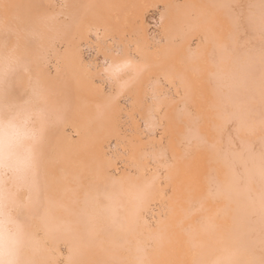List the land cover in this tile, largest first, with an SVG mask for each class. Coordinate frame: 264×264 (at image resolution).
<instances>
[{
  "label": "bare ground",
  "instance_id": "1",
  "mask_svg": "<svg viewBox=\"0 0 264 264\" xmlns=\"http://www.w3.org/2000/svg\"><path fill=\"white\" fill-rule=\"evenodd\" d=\"M0 39L73 102L45 149L42 201L79 212L113 180L130 193L151 181L131 231L100 222L90 237L50 242L44 264H132L137 241L148 264H209L225 248L264 264V217L236 162L246 145L264 152V0H0ZM116 55L149 67L94 121L109 92L98 69Z\"/></svg>",
  "mask_w": 264,
  "mask_h": 264
},
{
  "label": "clouds",
  "instance_id": "2",
  "mask_svg": "<svg viewBox=\"0 0 264 264\" xmlns=\"http://www.w3.org/2000/svg\"><path fill=\"white\" fill-rule=\"evenodd\" d=\"M62 3L67 5L68 0ZM148 67L132 55L103 61L98 73L109 92L92 105L91 119L103 120ZM29 69L25 53L0 39V264H44L50 242L81 234L90 237L100 222L131 231L140 202L151 187L149 181L130 193L113 180L107 190L86 192L79 212L47 198L42 201L45 149L51 135L67 125L73 102L38 74L31 75ZM22 76L27 79L18 91ZM81 104L87 106V102ZM236 162L245 165V192H253L248 197L252 211L264 217V152H253L251 145H246ZM253 181L259 191L251 189ZM132 264H148L146 248L139 241L132 249ZM209 264H240L239 254L225 248Z\"/></svg>",
  "mask_w": 264,
  "mask_h": 264
},
{
  "label": "rangeland",
  "instance_id": "3",
  "mask_svg": "<svg viewBox=\"0 0 264 264\" xmlns=\"http://www.w3.org/2000/svg\"><path fill=\"white\" fill-rule=\"evenodd\" d=\"M155 10H156V8L153 6V5H146V6H144V8H143V10H142V15H143V24H144V27L147 29V32L150 34L152 31H153V29H152V27L154 26L153 25V22H152V17L150 16V14H156V12H155ZM145 22V23H144ZM147 22V23H146ZM152 22V23H151ZM150 23V24H149ZM83 56H84V59H85V61L86 62H88V63H93V61L94 62H96V61H98V58H96V55H95V51H94V49L93 48H91V47H89V46H87V45H83ZM88 48V49H87ZM85 52V53H84ZM92 55H91V54ZM94 53V54H93ZM95 57V58H94ZM88 58V59H87ZM89 60V61H88ZM120 165V164H119Z\"/></svg>",
  "mask_w": 264,
  "mask_h": 264
}]
</instances>
